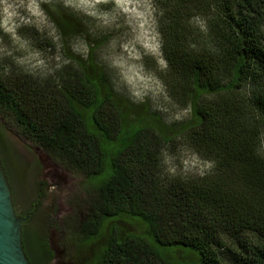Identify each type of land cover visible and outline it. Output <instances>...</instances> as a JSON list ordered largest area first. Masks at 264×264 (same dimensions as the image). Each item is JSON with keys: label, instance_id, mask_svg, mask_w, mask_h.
Segmentation results:
<instances>
[{"label": "trees", "instance_id": "16d2710c", "mask_svg": "<svg viewBox=\"0 0 264 264\" xmlns=\"http://www.w3.org/2000/svg\"><path fill=\"white\" fill-rule=\"evenodd\" d=\"M160 5L167 87L190 109L180 133L210 162L207 172L160 180L156 146L169 142L173 124L149 101L119 92L95 48L86 56L67 54L73 64L56 82L0 78V112L52 159L92 180L74 245L95 240L111 219L144 226L126 235L114 228L85 264H264V0ZM199 8L212 11L213 47L188 39V19ZM57 17L64 34L73 30L66 14ZM22 236L32 264L57 263L47 236L42 242L34 233Z\"/></svg>", "mask_w": 264, "mask_h": 264}, {"label": "rangeland", "instance_id": "374dc122", "mask_svg": "<svg viewBox=\"0 0 264 264\" xmlns=\"http://www.w3.org/2000/svg\"><path fill=\"white\" fill-rule=\"evenodd\" d=\"M193 12L188 19V39L193 46H215L209 27L212 11L199 8ZM60 13L74 24L67 34L56 19ZM161 13L160 0H0V78L8 83L25 79L56 82L63 66L73 64L67 54L86 56L95 48L94 55L112 73L119 92L125 91L137 101H149L158 115L173 124L167 133L169 142L161 140L156 146L160 180L202 175L210 162L196 153L187 134L180 133V124L189 119L190 109L167 87L166 61L159 52L157 29ZM7 117L0 112V143L7 146L3 156L22 210L35 197L27 169L36 166L44 196L28 226L39 242L47 236L57 249V263L52 264L87 263L114 228L123 235L144 232L138 220L115 218L104 224L95 240L74 245L77 226L91 202L92 180L52 159L23 137ZM260 138L259 151L264 154V126Z\"/></svg>", "mask_w": 264, "mask_h": 264}, {"label": "water", "instance_id": "95a60500", "mask_svg": "<svg viewBox=\"0 0 264 264\" xmlns=\"http://www.w3.org/2000/svg\"><path fill=\"white\" fill-rule=\"evenodd\" d=\"M29 215L17 213L13 189L0 156V264H32L22 236V224Z\"/></svg>", "mask_w": 264, "mask_h": 264}, {"label": "flooded vegetation", "instance_id": "af4514ba", "mask_svg": "<svg viewBox=\"0 0 264 264\" xmlns=\"http://www.w3.org/2000/svg\"><path fill=\"white\" fill-rule=\"evenodd\" d=\"M1 157H2V155H1ZM2 161H3L4 167L6 169V172L8 174L10 183L12 185L13 194H14V201H15V206H16L17 213L19 215H21V216H25L27 213H30L28 219L26 221H24L23 224H22L23 233L27 232L29 234H33L32 228L29 227L28 225H24V224L26 222H28V220H30L39 211V209L41 207V204H42V199H43V196H44L42 183H39L37 181V178H36V169H35L36 166L35 165L34 166L31 165L27 169V177H28V180L30 182V185L32 186V190L34 192L35 197L30 202V205L27 206L26 210H22L19 207V204H18L17 192H16V189H15L13 183H12L11 175H10L9 169L7 167V164H6V162H4L3 158H2Z\"/></svg>", "mask_w": 264, "mask_h": 264}]
</instances>
